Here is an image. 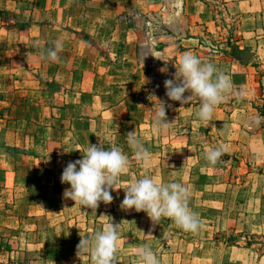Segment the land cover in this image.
Wrapping results in <instances>:
<instances>
[{
    "label": "crops",
    "instance_id": "crops-1",
    "mask_svg": "<svg viewBox=\"0 0 264 264\" xmlns=\"http://www.w3.org/2000/svg\"><path fill=\"white\" fill-rule=\"evenodd\" d=\"M153 15L166 24L169 43L161 47L175 49L158 63L167 65L163 78H174L176 57L189 51L214 63L248 97L229 95L210 122L195 116L198 100L165 105L170 128L163 135L154 132L146 115L158 96H147L154 71L140 58L141 27L151 25ZM56 39L63 43L58 61L43 59ZM255 116L264 118V0H0V235L21 233L25 222L45 219L30 207L49 205L48 190L63 195L70 187L61 183L63 168L82 158V150L90 144L106 149L111 134L116 145L129 149L126 135L134 130L150 146L151 160L159 159V172L169 176L160 182L187 188L191 183L180 175L190 168L179 160L208 165L204 150L221 144L229 158L248 155V170L258 173L241 185L246 197L240 217L254 221L252 205L264 222V120L256 125L250 120ZM147 130L151 136L144 139ZM122 152L130 158L127 172H138L132 151ZM255 183L261 197L251 192ZM225 184L230 196L234 183ZM65 199L56 206L77 205ZM24 253L23 246H2L0 264Z\"/></svg>",
    "mask_w": 264,
    "mask_h": 264
},
{
    "label": "rangeland",
    "instance_id": "rangeland-1",
    "mask_svg": "<svg viewBox=\"0 0 264 264\" xmlns=\"http://www.w3.org/2000/svg\"><path fill=\"white\" fill-rule=\"evenodd\" d=\"M149 19L152 24L141 27L144 36L140 46L141 60L147 69L154 71V75L146 81L150 88L147 96L158 95L155 96L157 105L180 103L166 96L165 78L159 71L158 63L175 55V49L163 50L161 47V44L169 43L164 34L166 24L158 15L149 16ZM190 94L187 91L185 93L186 96ZM153 100L155 104L154 97ZM197 100L194 98L191 103ZM94 126H97L95 121ZM100 136L95 135V140ZM150 136V131L147 130L144 139ZM113 137V134L107 137L106 149L118 146L122 151H132L131 148L116 145L117 139ZM146 147L150 149V146ZM245 161L253 162L245 154L242 158H229L223 155L215 165L197 162V158L181 159L176 162L180 166L185 164L190 168V173L180 175V179L191 183V187H188L189 205L203 221V226L198 232L183 231L168 218H162L159 223H154L144 211L137 212L134 208L122 209L120 205L125 195L124 188L110 190L113 200L110 203L101 201L95 209L79 204L72 206L70 203L63 205L58 203L56 206L63 195L57 196L48 190L46 197L49 205L39 208L35 205L29 209L31 214L40 213V216L44 214L45 219L42 218L40 222L37 220L25 222L24 227L27 230L21 233L2 232L0 247L23 246L25 253L10 259L14 260L13 262L9 260L10 264H91L88 256L83 259L76 256L79 241L82 236L94 233L103 225L113 222L121 223L116 264H141L135 253L136 249L144 244L152 247L160 264H264V222L256 219L257 208L248 206L255 215L254 221L245 222L240 217V212L245 210L240 203L243 197H246L241 185L251 180L250 173H255V178L258 173L252 166H250L252 169L248 170ZM157 162L159 163V159L151 160L147 168L140 164V170L138 169L135 174L126 172L120 177V186L128 185L131 180L144 175L158 181L168 180L166 172H159ZM154 164H157V170L150 171ZM174 180H178V176H175ZM230 181L234 184L231 188L233 192L231 191L229 196L230 184L225 182ZM56 191L60 190L57 188ZM251 192L261 197L256 183ZM31 194L36 195V192L31 190ZM65 200L68 201L70 198ZM55 216L61 219L55 220ZM39 227L43 229L41 233L35 229Z\"/></svg>",
    "mask_w": 264,
    "mask_h": 264
},
{
    "label": "clouds",
    "instance_id": "clouds-1",
    "mask_svg": "<svg viewBox=\"0 0 264 264\" xmlns=\"http://www.w3.org/2000/svg\"><path fill=\"white\" fill-rule=\"evenodd\" d=\"M62 49V41L56 39L41 53V57L56 62ZM175 69L172 74L174 78L164 81L166 96L181 104L192 102L194 98L198 99L199 108L195 116L201 122L212 121L216 107L229 95H234L238 100L249 95L243 88L234 90L232 81L224 72L217 70L214 63L203 61L189 51L176 57ZM159 71L167 72V65L162 66ZM186 91L191 94L186 96ZM148 109L150 111L146 115L152 123L153 131L161 135L167 133L172 122L168 121L165 105L161 103L157 106L155 100V105ZM250 120L259 125L264 118L255 116ZM126 142L135 161L145 168L149 167L152 154L135 130L127 133ZM227 151V147L221 144L206 148L203 156L209 165H215ZM82 152V158L68 162L63 168L61 183L70 185L63 192L64 198H70L80 206L95 209L101 201L110 203L113 200L110 190L124 188L125 195L120 205L122 209L134 208L137 212L144 211L154 223H159L162 218H168L186 232L195 233L202 228L203 221L189 205V189L182 183L160 182L144 175L122 187L120 177L128 171L130 158L120 147L112 146L105 149L102 144H90ZM120 232L121 223L111 222L94 233L82 236L77 245L76 256L80 259L88 256L91 264H116ZM135 254L141 264H160L157 255L148 244L138 247Z\"/></svg>",
    "mask_w": 264,
    "mask_h": 264
},
{
    "label": "built area",
    "instance_id": "built-area-1",
    "mask_svg": "<svg viewBox=\"0 0 264 264\" xmlns=\"http://www.w3.org/2000/svg\"><path fill=\"white\" fill-rule=\"evenodd\" d=\"M10 263H11V262H10ZM10 263H9V264H10ZM12 264H18V263H12ZM20 264H26V263H20Z\"/></svg>",
    "mask_w": 264,
    "mask_h": 264
}]
</instances>
